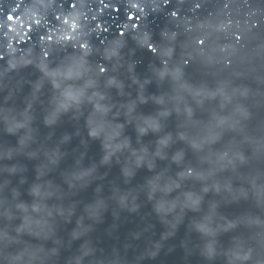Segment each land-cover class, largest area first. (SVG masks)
Instances as JSON below:
<instances>
[{
  "label": "water",
  "instance_id": "obj_1",
  "mask_svg": "<svg viewBox=\"0 0 264 264\" xmlns=\"http://www.w3.org/2000/svg\"><path fill=\"white\" fill-rule=\"evenodd\" d=\"M0 264H264V0H0Z\"/></svg>",
  "mask_w": 264,
  "mask_h": 264
},
{
  "label": "snow or ice",
  "instance_id": "obj_2",
  "mask_svg": "<svg viewBox=\"0 0 264 264\" xmlns=\"http://www.w3.org/2000/svg\"><path fill=\"white\" fill-rule=\"evenodd\" d=\"M74 6V5H73ZM118 10V9H117ZM15 17H12V19H14ZM130 18H132V17H130ZM200 43L202 44L203 43V41H200Z\"/></svg>",
  "mask_w": 264,
  "mask_h": 264
}]
</instances>
